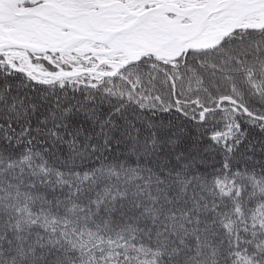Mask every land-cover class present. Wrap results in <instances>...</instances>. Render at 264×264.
<instances>
[{
	"label": "snow or ice",
	"instance_id": "1",
	"mask_svg": "<svg viewBox=\"0 0 264 264\" xmlns=\"http://www.w3.org/2000/svg\"><path fill=\"white\" fill-rule=\"evenodd\" d=\"M0 264H264V0H0Z\"/></svg>",
	"mask_w": 264,
	"mask_h": 264
}]
</instances>
